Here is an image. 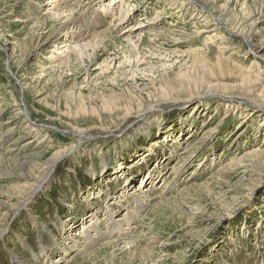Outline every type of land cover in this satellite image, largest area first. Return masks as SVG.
I'll return each mask as SVG.
<instances>
[{
	"label": "rangeland",
	"instance_id": "obj_1",
	"mask_svg": "<svg viewBox=\"0 0 264 264\" xmlns=\"http://www.w3.org/2000/svg\"><path fill=\"white\" fill-rule=\"evenodd\" d=\"M53 1L0 0V264H264V45L197 18L262 39L264 0Z\"/></svg>",
	"mask_w": 264,
	"mask_h": 264
},
{
	"label": "bare ground",
	"instance_id": "obj_2",
	"mask_svg": "<svg viewBox=\"0 0 264 264\" xmlns=\"http://www.w3.org/2000/svg\"><path fill=\"white\" fill-rule=\"evenodd\" d=\"M58 0H54L53 2H51L49 4V11H57V12H60V4L57 3ZM187 1H191V0H184L183 1V5H186L188 6V4H185V2ZM193 1V0H192ZM202 2L206 3L210 0H201ZM200 1V2H201ZM199 2V1H198ZM197 2V3H198ZM210 2H212L211 4H214V0H211ZM195 4V3H194ZM203 4V3H202ZM196 6H199L197 4H195ZM201 5V4H200ZM132 7V6H130ZM199 7H202V6H199ZM227 6L225 7H220L218 10H215V8L213 10L215 11H208V12H204L203 15H201L202 11H198L199 15L197 16V18H205L207 20L206 23H204L205 26H209L210 28L215 25V23H213V21H217L218 23L216 24V27L220 30L221 28L225 29L227 31V33H229V35H231L232 33L233 34H237L239 36H241L244 40L245 43H248V45H250V47H252L253 49H256V50H260L262 49V46L264 45V37L262 39H259V36H258V33L254 32V27H253V24H248V25H245V26H237L235 28H228L225 23H226V20L224 21L225 18V13H224V10ZM130 8H127L125 9V12L122 13V10L123 8H120L119 9V13L120 15H129L132 13V10H129ZM209 10V9H208ZM207 14V15H206ZM74 22H70L69 23V30H73L74 29ZM227 24V23H226ZM92 26V25H91ZM158 29H162V28H151V32H155L156 30ZM218 30V31H219ZM233 30V31H232ZM81 32H77L76 35L78 37L77 39V44H75L74 46H62V48H59V49H55L54 53H56L57 55H52L50 58H52L53 62H56V61H61L62 58H67L69 57V54H70V50L72 49L73 50H77L79 51L80 53H84L86 51V49L88 48L89 44L87 43V40H90L92 38H94L95 36L93 34H90V32H88L86 29H82L80 30ZM204 30H202V32L200 33H203ZM209 31V30H208ZM213 31H216V28L213 29ZM212 31V32H213ZM163 32V31H162ZM161 31H159V34L162 33ZM205 33V31H204ZM142 34V33H141ZM141 34H139L138 36H140ZM137 36V38H138ZM214 37V35L212 36ZM211 38H209L210 40ZM127 42L130 41V39H125ZM132 42V41H131ZM171 42L172 43H175L178 44L181 42V38L179 37H176V36H172L171 37ZM130 43V42H129ZM225 43V42H224ZM68 47V50L65 51V49ZM228 48H224V50H222V52H225ZM66 52V53H65ZM65 53V55H64ZM262 62H264V58L262 59ZM62 64V63H61ZM221 64L218 63V69H220V66ZM254 65H258V63H256L254 60L251 62L250 66H254ZM255 67V66H254ZM258 68V67H257ZM261 69L263 70H260V69H256L255 71H252L253 69H250L248 72H242V78L244 80V82L250 84H254L255 81H262L261 80V77L264 76V68L261 67ZM248 70V69H247ZM251 78H254L253 80ZM264 78V77H263ZM255 85V84H254ZM249 86V85H248ZM258 87V86H257ZM255 88V87H253ZM262 94V93H261ZM264 106V105H262ZM262 153L264 154V150L262 151ZM64 157V154H58V155H54L48 162V168H47V171L44 173V178L39 181V179L35 178V177H32V181L36 182L35 185H30V187L28 188L29 192H30V195L31 197L33 195L36 194V192L40 189V186L42 183H45L47 181V179L49 178L51 172L53 171L56 163L58 161H60L62 158ZM24 162V161H23ZM31 178V177H30ZM134 202H135V210H127L126 211V222L127 224H132V221L134 220L135 218V214L136 212H138L142 207H143V203H142V200L140 198H136L134 199ZM24 205V204H23ZM23 205H21L20 207H23ZM19 207V208H20ZM111 219V218H110ZM119 220V219H118ZM118 220H111L108 226V231L107 233L105 232H102L100 233L97 228L93 225L92 226V229L90 230L92 232V236L90 237L89 234H90V231L89 230H85L84 231V235L80 236L84 242H83V245L84 247L86 246H89L90 244H92L93 242L97 241V240H100L101 238L103 239H106L107 237H110L112 235H118L119 236V233L121 232L120 230V225L121 223L118 221ZM91 223V222H90ZM125 230V229H124ZM94 232V233H93ZM115 233H118V234H115ZM86 236H89V237H86ZM117 237V236H116Z\"/></svg>",
	"mask_w": 264,
	"mask_h": 264
}]
</instances>
